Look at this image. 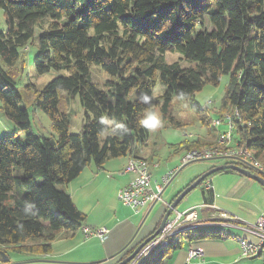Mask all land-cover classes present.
Listing matches in <instances>:
<instances>
[{"label":"trees","instance_id":"16d2710c","mask_svg":"<svg viewBox=\"0 0 264 264\" xmlns=\"http://www.w3.org/2000/svg\"><path fill=\"white\" fill-rule=\"evenodd\" d=\"M0 8L6 24L0 32V113L25 133L24 139L0 137L1 252L10 247L20 254H48L60 230L83 225L85 214L64 186L90 164L102 167L109 159L139 155L149 138L139 121L149 113L157 78L163 91L155 104L177 128L172 99L194 102L206 83L217 85L226 75L221 112L213 113L231 117V143L251 150L264 168V0H0ZM35 42L36 75L56 73L32 92L31 101L50 119V136L33 132L18 82L25 75L26 48ZM169 49L189 65L167 61ZM93 64L110 78L93 81ZM75 97L82 119L73 134L68 104ZM192 107L202 111L196 102ZM198 117L210 126V117ZM212 145L218 146L197 137L171 147L172 154L182 155ZM18 168L21 176L15 175ZM213 174L197 186L205 202L212 193L204 183ZM220 232L213 225L184 230L140 264H163L171 249L219 238Z\"/></svg>","mask_w":264,"mask_h":264},{"label":"crops","instance_id":"0c3cea01","mask_svg":"<svg viewBox=\"0 0 264 264\" xmlns=\"http://www.w3.org/2000/svg\"><path fill=\"white\" fill-rule=\"evenodd\" d=\"M224 129L225 123L222 122L219 128H214L213 131H215V133H220L224 131ZM140 152L141 156H145V158H148L150 161H157L155 154L146 153L144 149H141ZM224 161L225 160H223L221 164H223ZM125 162L126 157H121L107 160L102 167L90 164L85 167L76 178L64 186V190L70 195L76 207L85 214L82 226H88L94 229L104 227L108 230L107 237L104 240H100L96 236L84 237L80 228L76 231L60 230L56 238L50 242V252L43 255L44 257L42 258H36L37 261L47 262L45 264H118L122 262L124 253L113 257L112 255L121 249L126 242L128 243L130 237L132 238L131 235L134 233L133 231L138 224L136 216L142 214V221L150 209V206H147L136 213L132 212L130 207H127L128 209L120 211L121 213L127 212V214L122 215L118 214V207L116 210H113V212H109L106 211L105 208L99 206L100 195L108 193V195L115 198L118 196V191L128 182V175L120 174ZM219 164L220 163L210 162L208 168L205 169L207 170L213 167V165ZM180 165H182L181 159ZM180 165H175L171 170L161 176L158 180L159 182L155 180L156 182L152 181V184H162V177L168 175L167 182L165 183L167 184L170 177ZM186 165L187 164H185V166ZM201 173L202 171L196 175L199 176ZM217 174H220V176L215 177ZM221 174H232L234 177L228 181L229 178ZM174 179L171 182H173ZM191 179L192 178L188 179V181L184 180L175 188V192L170 194L169 197L161 198L163 200L159 203L158 208V202L153 206L145 218V220L150 219V222L147 225H143L144 222L142 223L140 229L133 238V242H131L132 244H130L131 246H137L145 237L152 233L162 216L165 206L163 203L169 201L174 195L179 193ZM171 182H169V184ZM210 183L212 185V197L209 202H205V197L200 189L202 196V202L200 204H189L180 210L176 208L174 214H171V217H174L176 212L179 213L188 208L200 206L206 209L203 211L204 214H200L199 216L198 213V217L201 220H217L220 218V213H226L233 216L241 225H252L258 215L264 212V187L255 180L230 170L228 172L214 173L210 178ZM255 199L256 203L253 204L252 201L254 200L255 202ZM182 200L179 202L178 206ZM244 200H248L247 204L244 203ZM141 221L138 225L141 224ZM219 230L222 232L223 229ZM228 231L230 234H222L219 238H206L198 241L184 242L183 245L171 249L163 256V264H264V250L254 257L241 258L239 246L236 240L231 236L232 234L244 235L254 240L255 238L253 235L245 233L240 228L231 227L228 228ZM188 244L201 247L204 251V257L202 259L194 258L188 260ZM36 259L31 258L29 261Z\"/></svg>","mask_w":264,"mask_h":264},{"label":"rangeland","instance_id":"374dc122","mask_svg":"<svg viewBox=\"0 0 264 264\" xmlns=\"http://www.w3.org/2000/svg\"><path fill=\"white\" fill-rule=\"evenodd\" d=\"M6 30V24L3 17V11L0 8V32H4ZM26 53L24 57L27 59V63L25 64V75H23L19 79V85L22 87V93L27 100V103L29 105V111L30 116L32 120V130L34 133L41 132L45 136H50L52 133L51 131V122L48 116L43 113L41 110L35 108L34 106H31L32 101V92L36 89H40L44 84H46L49 80H51L54 76H56V73L54 71H49L42 75H36V72L34 70V64H33V58L37 51L36 42L34 45L31 46L30 49L26 48ZM28 52V53H27ZM166 59L169 62L173 61H179L183 66L189 65L188 62L181 60V55H179L174 50H168L166 52ZM90 75L93 81H97L101 83L102 81L109 79L110 77L101 69L98 65H91L90 67ZM227 76L222 75L220 77L219 83L217 85H213L211 83H206L203 88L195 93L194 96V102L198 103L200 105V108H202V111H197L194 107H192L193 103L190 99H183V98H173L172 104H171V113L170 115L178 122H180V126L175 128L173 127L168 119H163L161 116V112L159 110L158 105L155 104V98L157 95L161 94L163 91V86L160 85L158 78L157 83L155 84V87L153 89V94L151 98V104L149 107V112L155 113L160 119L159 123L154 126L153 130H149V138L147 140V145L143 146L141 149H144V152L155 154L157 157V166L151 168L152 172V181L153 182H159L158 180L165 174L167 171L171 170L175 165H180V159L182 162V157L184 154H172V147L171 145L179 144L180 141H183V139H186L189 141V139H200L203 143H211V144H217L218 146H224L220 142L216 143V141L220 140L218 138L215 131L210 129L211 127L209 125H204L203 122H205L204 119L201 121L198 116H201L202 114H206L211 119H215L216 115L214 113L221 112V108L218 109L220 99L224 95V88L225 83L227 81ZM69 111H70V117H69V126H70V132L73 134H76L79 132L80 129V123L82 119V109L79 105L78 99L70 98L69 100ZM207 107L206 109H203ZM214 112V113H213ZM226 113V112H225ZM209 127V128H208ZM187 134H183V133ZM208 133V134H207ZM9 134H16L20 138H25V133L18 130L15 124H13L11 121L7 120L2 113H0V137L9 135ZM192 134V135H191ZM184 135V136H183ZM217 146V147H218ZM216 147V145L209 146ZM140 149V150H141ZM204 149H208L203 147ZM141 152L139 151V155ZM143 155V153H142ZM145 157V156H143ZM147 161L150 163L148 158H146ZM222 161V160H221ZM221 161H213L216 163H220ZM153 162V163H156ZM211 161L208 160H194V161H188V162H182L183 164H187L180 173L175 176V179L173 182H171L166 189L163 191L161 198L169 197L170 194L175 192V188L179 186L184 180H187L192 178L194 179L200 171L202 173L206 170L205 168H208ZM94 165V164H93ZM208 170V169H207ZM201 173V174H202ZM23 174V169L18 168L15 171L16 176H21ZM197 174V175H196ZM226 175L230 181L234 176L232 174H221ZM220 176V174L215 175V177ZM191 179V180H192ZM156 180V181H155ZM102 196V197H101ZM97 198V197H96ZM163 200V199H162ZM251 200V199H248ZM248 200H244V203L247 204ZM161 200L157 203V208L159 207V203ZM202 202V196L200 192V188L196 187L193 189L180 203V205L177 207V209H181L189 204H200ZM253 204L256 203L254 200L252 201ZM99 206L105 208L106 211L113 212V210H116L118 207L119 212L118 214L125 215L127 212L121 213L120 211L124 209H128V206H125L116 196L115 198L111 195H108V193L104 195H100L99 198ZM156 208V207H155ZM154 208V209H155ZM153 209V211H154ZM197 212L200 214H204L203 211L206 209L201 208L200 206L196 207ZM134 212L133 210H131ZM152 211V213H153ZM174 213H172L173 215ZM142 214L135 215L137 219V223L141 221ZM150 222V219H146L143 223V225H147ZM137 224L134 233L131 236H134L136 233L139 225ZM140 229V228H139ZM138 229V230H139ZM138 232V231H137ZM131 238V237H130ZM129 238V241H130ZM133 242V240L131 241ZM30 243V242H27ZM127 244V242L125 243ZM132 244V243H130ZM129 245L128 247H130ZM132 251L128 252V255H130ZM5 255L9 257L10 264H45L47 262H41L37 261L36 258H42L44 257L42 255L37 254H20L12 250V248H6V252H4ZM30 256H36V257H30ZM31 258H35L36 260H30ZM119 264V263H118Z\"/></svg>","mask_w":264,"mask_h":264},{"label":"built area","instance_id":"2783aa9c","mask_svg":"<svg viewBox=\"0 0 264 264\" xmlns=\"http://www.w3.org/2000/svg\"><path fill=\"white\" fill-rule=\"evenodd\" d=\"M237 115V112L234 113ZM225 123L224 131L220 132L218 142L221 147H209L208 149H202L200 151H191L183 155L182 162H190L194 160H207L220 157L227 161L228 164L238 165L240 162L244 167H239L249 171L248 174L243 176L252 179V175L263 173L264 168L258 160H256L251 150L245 146L234 144L232 141L233 124L231 117L225 115L224 119H211L210 127L218 129L221 123ZM184 135L187 133H183ZM183 135V136H184ZM192 135V134H191ZM140 151V150H139ZM157 163L149 162L141 155H128L126 156V162L120 174L128 175V182L118 191L119 200L125 205L130 207L134 212L150 206L156 201L161 200V192L164 184L167 182L168 175L162 177V184H152V172L151 168L156 167ZM252 170H255L253 172ZM263 177V176H261ZM264 178V177H263ZM204 188L209 190L212 188L210 180L204 183ZM213 225L219 229H223L221 234H230L228 228H240L245 233L254 236V240L247 238L244 235L232 234L231 236L236 240L241 258H250L260 254L264 250V212L260 213L252 225H241L233 216L220 213V218L201 220L198 217L196 207H191L183 212H176L174 217H169L163 224L159 233L149 242L144 244L135 256L126 264H140L146 257L160 249L168 247L169 240L175 237L178 233L192 229L198 226ZM81 232L84 237L96 236L100 240H104L107 237L108 230L106 228H91L88 226H81ZM187 257L190 259H202L204 257V251L199 246H192L188 244Z\"/></svg>","mask_w":264,"mask_h":264},{"label":"water","instance_id":"95a60500","mask_svg":"<svg viewBox=\"0 0 264 264\" xmlns=\"http://www.w3.org/2000/svg\"><path fill=\"white\" fill-rule=\"evenodd\" d=\"M185 166V164L180 165L177 170L173 173V175L170 177L169 182H171L175 176L179 173V171ZM222 170H233L236 171L242 175L244 174H248L249 171L239 167L238 165L235 164H228V163H223L221 165H217L215 167H211L208 170L204 171L202 174H200L199 176H197V178L191 182L189 185L185 186L179 193H177L176 195H174L173 198H171L169 201L163 203L164 206V210L162 212V216L160 218L159 223L156 225L155 229L152 231V233H150L147 237H145V239H143L137 246L133 247L130 246L131 241L133 240L135 234L137 233L138 229L140 228V226L142 225V223L144 222L145 218L147 217V215L149 214V212L151 211V209L153 208V206L158 202H154L153 204L150 205V209L147 212V214L144 216V218L141 221V224L139 225L136 233L134 234V236H132V238L130 239V241L125 244L121 249H119L113 256H117L119 254H123V253H127L129 251H132L130 253V255H128L126 258H124L122 260V262H120L119 264H126L128 263L134 256L135 254L140 250V248L146 244L147 242H149L150 240H152L161 230L164 222L171 216L172 213L175 212L179 202L190 192L192 191L195 187H197L199 185V183L206 178L207 176L216 173L218 171H222ZM252 179L255 180L257 183H259L260 185H262L264 187V178L253 174ZM169 182L167 184H165V186L162 189L161 194L163 193V191L165 190V188L167 187V185L169 184ZM162 201V199H161ZM0 264H10L9 261V257L7 255H5L3 252L0 251Z\"/></svg>","mask_w":264,"mask_h":264},{"label":"clouds","instance_id":"9594fccd","mask_svg":"<svg viewBox=\"0 0 264 264\" xmlns=\"http://www.w3.org/2000/svg\"><path fill=\"white\" fill-rule=\"evenodd\" d=\"M143 100L145 102L149 101V97L147 95L143 96ZM159 117L152 112L149 113H145L143 119H141L139 121L140 125L148 130H153L154 126H156L159 123ZM102 122H106V121H102Z\"/></svg>","mask_w":264,"mask_h":264},{"label":"flooded vegetation","instance_id":"af4514ba","mask_svg":"<svg viewBox=\"0 0 264 264\" xmlns=\"http://www.w3.org/2000/svg\"><path fill=\"white\" fill-rule=\"evenodd\" d=\"M128 256V252L127 253H124V258H126ZM123 257H122V259H123Z\"/></svg>","mask_w":264,"mask_h":264}]
</instances>
